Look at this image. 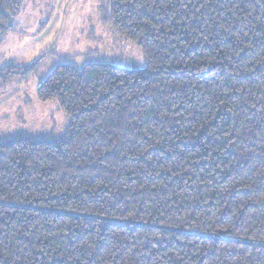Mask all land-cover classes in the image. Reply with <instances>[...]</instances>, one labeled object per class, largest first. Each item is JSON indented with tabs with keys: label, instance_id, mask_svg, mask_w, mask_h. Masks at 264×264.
Instances as JSON below:
<instances>
[{
	"label": "trees",
	"instance_id": "obj_1",
	"mask_svg": "<svg viewBox=\"0 0 264 264\" xmlns=\"http://www.w3.org/2000/svg\"><path fill=\"white\" fill-rule=\"evenodd\" d=\"M23 1L0 0V47ZM107 1L145 66L40 82L68 123L0 140V264H264V0Z\"/></svg>",
	"mask_w": 264,
	"mask_h": 264
},
{
	"label": "rangeland",
	"instance_id": "obj_2",
	"mask_svg": "<svg viewBox=\"0 0 264 264\" xmlns=\"http://www.w3.org/2000/svg\"><path fill=\"white\" fill-rule=\"evenodd\" d=\"M107 0H24L0 47V65H27L43 56L39 74L0 90V140L16 135L57 138L68 117L42 103L36 89L60 62L99 61L142 68L143 54L117 36L105 19Z\"/></svg>",
	"mask_w": 264,
	"mask_h": 264
}]
</instances>
